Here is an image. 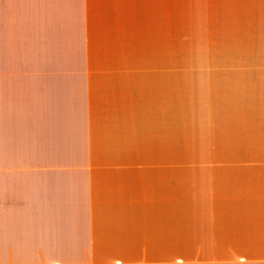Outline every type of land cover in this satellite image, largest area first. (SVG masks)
<instances>
[{
    "label": "crops",
    "instance_id": "crops-1",
    "mask_svg": "<svg viewBox=\"0 0 264 264\" xmlns=\"http://www.w3.org/2000/svg\"><path fill=\"white\" fill-rule=\"evenodd\" d=\"M49 3L0 0V56ZM234 26L235 57L238 48L263 68L256 80L252 66L235 72L225 99L235 120L229 161L27 160L37 131L60 115L75 123L67 153L85 154L96 108L75 69L26 67V160L0 161V264H264V0H235ZM15 72L0 70V123L17 120Z\"/></svg>",
    "mask_w": 264,
    "mask_h": 264
},
{
    "label": "rangeland",
    "instance_id": "rangeland-1",
    "mask_svg": "<svg viewBox=\"0 0 264 264\" xmlns=\"http://www.w3.org/2000/svg\"><path fill=\"white\" fill-rule=\"evenodd\" d=\"M234 1L50 0L49 8L33 10L30 24L2 43L0 70H17L11 82L18 112L16 122L0 123V161L26 160L20 105L27 103L23 77L30 66L75 69L96 113L85 154L67 153L72 138L63 136L75 123L60 115L36 130L40 138L27 160H232L235 120L225 99L235 96V72L252 66L256 80L263 68V59L249 63L238 48L235 57ZM258 90L264 96L263 83Z\"/></svg>",
    "mask_w": 264,
    "mask_h": 264
}]
</instances>
